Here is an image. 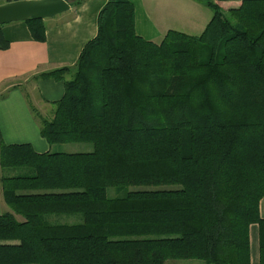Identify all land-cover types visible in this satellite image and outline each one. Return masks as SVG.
Instances as JSON below:
<instances>
[{
    "label": "trees",
    "instance_id": "trees-1",
    "mask_svg": "<svg viewBox=\"0 0 264 264\" xmlns=\"http://www.w3.org/2000/svg\"><path fill=\"white\" fill-rule=\"evenodd\" d=\"M195 1L212 11L203 33L155 43L130 0H109L76 64L36 78L65 85L52 119L28 100L41 136L93 150L38 153L0 129V264H253L254 225L264 264V0ZM45 20L24 21L34 41Z\"/></svg>",
    "mask_w": 264,
    "mask_h": 264
},
{
    "label": "crops",
    "instance_id": "crops-1",
    "mask_svg": "<svg viewBox=\"0 0 264 264\" xmlns=\"http://www.w3.org/2000/svg\"><path fill=\"white\" fill-rule=\"evenodd\" d=\"M108 1L82 0L79 5L70 4L68 11L46 19L45 42L34 41L25 22L0 27V33L10 42L8 49L0 50V129L6 144L29 143L38 153L58 149V146L50 147L41 136L40 123L32 114L28 100L45 117V112L53 109V103L63 98V81L36 78L41 73L76 64L84 47L98 35L99 15ZM130 1L135 8L137 34L155 43H160L170 30L199 36L212 19V11L195 0ZM219 5L228 10L240 6L241 1L219 2ZM71 78L72 73H67L66 80ZM53 117L54 113L50 119ZM6 212L11 210L3 200L0 185V215ZM260 214L264 218V199ZM251 261L259 262L256 225L251 228Z\"/></svg>",
    "mask_w": 264,
    "mask_h": 264
},
{
    "label": "water",
    "instance_id": "water-1",
    "mask_svg": "<svg viewBox=\"0 0 264 264\" xmlns=\"http://www.w3.org/2000/svg\"><path fill=\"white\" fill-rule=\"evenodd\" d=\"M70 9L69 0H21L0 6V25L48 19Z\"/></svg>",
    "mask_w": 264,
    "mask_h": 264
},
{
    "label": "rangeland",
    "instance_id": "rangeland-1",
    "mask_svg": "<svg viewBox=\"0 0 264 264\" xmlns=\"http://www.w3.org/2000/svg\"><path fill=\"white\" fill-rule=\"evenodd\" d=\"M1 3V2H0ZM2 25H0L1 27ZM41 113V111H39ZM55 112V106L53 105L52 110H48L45 112V118L50 119ZM42 115V113H41ZM59 151H80V152H89L93 150V146L88 143H72V144H65V145H59L58 147ZM175 189V186L172 185H161L159 189ZM132 189H139V188H132ZM109 195L114 196L116 195V192L114 189H110L108 191ZM264 199V198H263ZM262 201V200H261ZM261 203V202H260ZM81 214H75V215H62V216H52L50 219H53L54 222H61V223H78L77 219H81ZM19 220H21V217H17ZM257 226V225H256ZM258 227V226H257ZM165 264H204L203 261L197 260V259H181V260H169Z\"/></svg>",
    "mask_w": 264,
    "mask_h": 264
}]
</instances>
